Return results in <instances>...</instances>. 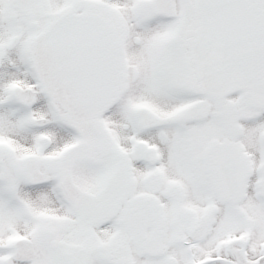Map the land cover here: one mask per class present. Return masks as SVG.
Returning <instances> with one entry per match:
<instances>
[{"label": "snow or ice", "instance_id": "obj_1", "mask_svg": "<svg viewBox=\"0 0 264 264\" xmlns=\"http://www.w3.org/2000/svg\"><path fill=\"white\" fill-rule=\"evenodd\" d=\"M0 264H264V0H0Z\"/></svg>", "mask_w": 264, "mask_h": 264}]
</instances>
